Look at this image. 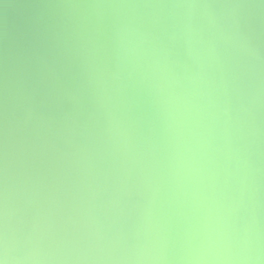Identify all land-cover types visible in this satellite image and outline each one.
Instances as JSON below:
<instances>
[{
    "label": "water",
    "instance_id": "water-1",
    "mask_svg": "<svg viewBox=\"0 0 264 264\" xmlns=\"http://www.w3.org/2000/svg\"><path fill=\"white\" fill-rule=\"evenodd\" d=\"M0 264H264V0H0Z\"/></svg>",
    "mask_w": 264,
    "mask_h": 264
}]
</instances>
